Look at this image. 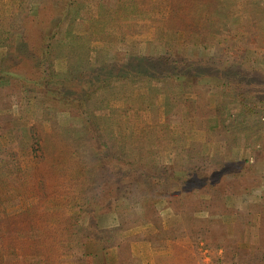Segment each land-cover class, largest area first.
Here are the masks:
<instances>
[{
    "label": "trees",
    "instance_id": "1",
    "mask_svg": "<svg viewBox=\"0 0 264 264\" xmlns=\"http://www.w3.org/2000/svg\"><path fill=\"white\" fill-rule=\"evenodd\" d=\"M115 1L118 0L99 2L101 18H91L87 34L82 35L73 33L71 28L63 37L58 35L66 19L70 18L74 22L78 16L83 17L82 0H18L14 12L9 15L0 14V47L6 48V60L0 62V109L11 104L7 88L12 86L20 85L23 91L32 95L37 91L43 94L49 90L58 95L46 96L51 102L49 106L40 105L39 101H36L35 115L40 109L44 119L50 118V131H43L39 126L41 123H33L26 128L31 137L29 143L17 133V137L31 149L34 165L28 170H23L20 166L13 165L15 157L7 156L5 160L0 158L3 163L0 170V264H55L60 254L71 252L68 249L76 244H83L86 237L101 239L105 247L116 246L118 264H126V260H129L130 264H138L131 256L128 239L123 230L141 222H154L159 226L161 218L155 205L158 197L166 195L174 211H182L189 217L197 218L196 212L203 202L201 194L207 191L202 188L198 191L191 190L193 185L190 182L197 181L196 175L191 173L187 177H176L168 172V166L155 164L157 156L152 154L155 150L152 148L157 141L164 143L165 139L159 133L153 136L152 132H143L140 128L142 126H128V123H135H132V118L127 112L133 108L131 106L127 105V110H116L114 115H110L111 117H107L102 123L98 116L89 110L92 103L96 105L108 101V95L99 98L96 91L99 86H111L116 79L125 80L127 83L145 82L148 77L151 78L159 72H165L172 78L174 70L183 69L180 65L181 56L173 55L175 47L169 41L164 43L167 51L161 57L164 62H171H166L162 69L167 70L162 71H156V66L149 63L152 60L159 62V59L153 58L152 55H138L123 60V57H116L117 53L115 57L108 55V52L114 49L110 42L108 50L106 47L99 48L100 50L92 47L93 39L106 34L100 29L105 27V30H110L111 26L107 23L119 19L116 12H120L114 5ZM167 1L171 5V19L181 22L183 26L194 23L195 12L200 6L199 0ZM204 2L205 5L200 6L201 9L213 4L215 0ZM219 2L220 0H216L218 5ZM33 3L39 4L36 14H33L30 8ZM240 4L248 15L246 18L249 31H252L253 27L254 33L260 35L264 32V3H260V0H241ZM143 8H139L134 17H147L148 9ZM125 12L128 15L130 9ZM104 17L106 23H102L101 19ZM260 37L264 40V36ZM18 43L28 44V48L20 49ZM64 50L66 51L63 52ZM92 51H102L104 54H101L102 57H93ZM60 55L68 57V68L64 73L57 71L54 66L55 59ZM203 62L207 61L204 59ZM171 65L175 67L169 68ZM184 72V75H189L188 71ZM231 81L241 85L245 94L243 102L252 97L245 92L246 86H242L241 77L234 76ZM262 83L264 84V81ZM2 85H7V88ZM19 92L20 89L17 96ZM259 97L255 95L253 98ZM259 99V104H244L239 111L229 110L221 105L217 106L216 112L207 111L209 113L204 120L208 121V125L205 123L206 126L203 127L207 130L209 139L219 138L223 149L227 151L236 145L237 140H241L240 143L255 141L256 139L250 137L251 133L255 134L259 129L264 130V121L259 117L258 111L261 105H264V97ZM59 100L67 103L83 101L89 105L86 108L88 121L82 128L90 131L92 142L83 146V137L76 132L81 128L63 126L56 120ZM169 108L175 111L177 107ZM190 112L197 113V108ZM123 113L126 114L125 118H122ZM4 117L11 118L10 115ZM254 119L257 121L256 130L255 127L250 128ZM136 132L140 133V140H137ZM146 138H149L148 145ZM143 139L144 142L141 141ZM142 144L150 147L143 151L147 154L140 153V150H143ZM4 151L8 152L6 149ZM10 153L16 155V152L9 151ZM204 158L210 159L208 156ZM212 171L208 179L197 181L198 186L206 184L208 191L216 193V197L209 201L212 205L206 211L209 214L230 211L226 198L234 195L236 191L231 187L222 188V177L217 179L216 169L213 168ZM158 177L162 182L156 180ZM93 178L97 185H94L92 190L86 189L84 179ZM110 185L123 190L125 195L115 198L111 195ZM186 185L188 187L184 188ZM5 194L13 200L9 202L14 204L18 202L19 195L32 197L38 194L43 202L31 204L24 210L10 214L5 211L3 205L6 201L3 198ZM75 196L82 199V202L75 203ZM112 200H122V204L114 209L120 212V225L107 232L96 224V214H93V211L98 205L99 209L104 210L108 207L107 201ZM71 204L80 205L83 211L92 210V218L86 227L79 223L77 214L68 211ZM239 212L241 215L245 214L243 211ZM235 227L237 232L242 233V224L238 222ZM158 228L166 235L165 245L172 248L170 264H201L202 248H207L208 253H213V256H216L214 250L217 251L214 246H222L225 252L228 250L224 240H213L211 243L208 241V229H201L202 233L197 236L191 235V239H194L190 243L188 238L180 242L175 239L172 231H167L162 226ZM21 231L28 234L21 233L25 236L19 238V234H15ZM238 253L237 260L234 259L235 264H264V245L243 250L239 255ZM216 260L213 257L215 264Z\"/></svg>",
    "mask_w": 264,
    "mask_h": 264
},
{
    "label": "rangeland",
    "instance_id": "2",
    "mask_svg": "<svg viewBox=\"0 0 264 264\" xmlns=\"http://www.w3.org/2000/svg\"><path fill=\"white\" fill-rule=\"evenodd\" d=\"M100 1L82 0L83 17L78 16L74 22L70 18L66 19L58 35L63 37L70 28L73 29V33L87 34L90 19L101 18ZM240 2L241 0H220L218 5L215 0L213 4L201 9L200 6L205 5V2L199 0L200 6L195 12L194 23L183 26L181 22L171 19V5L167 0L115 1L114 5L120 12H116L119 19L107 23L111 26L110 30H105V27L100 29L106 34L93 39L92 47L96 49L106 47L108 50L110 47L108 42H110L115 50L111 49L108 55L115 57L117 53L116 57H123V60L138 55H152L153 58H158L159 62L152 60L149 63L156 66L158 69L156 71H162L167 70L162 69L163 65L171 62V60L164 62L161 57L167 51L164 43L169 41L175 47L173 55L181 56L180 65L183 69L174 70L172 78H169L165 72H159L151 78L148 77L145 82L127 83L125 80L116 79L111 86L97 87L99 98L108 95V101L105 103L96 105L92 103L89 106L83 101L67 103L59 100L58 110H56L55 118L61 125L81 128L76 132L83 137L81 144L85 146L92 142L90 131L82 128L89 117L86 111L87 106L91 113L98 116L101 123L107 117L110 118V115H114L116 110L123 108L127 110L126 106H131L133 108L127 112L132 118V123H135L127 125L142 126L140 128L143 132H152L153 136L159 133L166 141L164 143L157 141L152 148L156 150V152L152 151V154L157 156L155 164L168 166V172L175 174L176 177H187L192 173L196 175L195 179L198 177L197 181L208 179L213 168L216 169L217 179L222 177L221 180L224 181L222 188L223 186L231 187L236 191L234 195L226 198L230 211L209 214L206 209L212 205L209 201L212 197H216V193L212 190L208 191L206 184L198 186L195 180L190 182L193 185L191 190L198 191L202 188L207 191L201 194L203 202L196 212L197 218L189 217L182 211H174L166 195L155 200L161 218L159 226L172 231L175 239L180 242L188 238L192 243L194 238L191 239V235L197 236L202 233L201 229H208L210 243L213 240L215 242L224 240L227 243L226 252L222 246H214L217 249V251L214 250L216 256H213V253L210 255L207 248H202L203 262L201 264H213V257L217 259L216 264H235L237 250L243 253V250L264 245V130L259 129L255 131V134L251 133L250 137L256 139L255 141L240 143L241 140H237L236 145L227 151L223 149L219 138L209 139V134L203 127L208 122L204 120L209 113L207 111H215L217 106L239 111L244 104L252 103V106H255L259 104V98L264 97L262 83L264 81V40L260 37L264 36V32L260 35L254 33L253 27L252 31H249L246 18L248 15L242 9ZM260 3L263 4L264 0H260ZM17 4L18 0H0V14H11L16 10ZM141 7L148 9V16L134 17L135 12ZM30 8L32 13L36 14L39 4L33 3ZM129 9L130 12L127 15L125 11ZM101 20L102 23L107 22L106 17ZM18 45L20 49L28 48V44L18 43ZM92 53L93 57H102L101 54H104L102 51L98 53L92 51ZM5 55L6 48L0 47V62L6 60ZM204 59L207 62H203ZM68 63V57L60 55L55 59L54 66L57 71L64 73L67 71ZM172 67L175 66H169V68ZM184 70L188 71L190 77L187 74V76L184 75ZM193 73L195 75H191ZM234 76L242 78V86L245 85L247 90L245 92L247 95H252L245 102H243L245 94L241 85L231 81ZM2 86L7 88V85ZM7 89L11 104L0 109V158L5 160L7 156L15 157L16 161L13 165L28 170L34 165L33 155L31 149L17 137V133L19 132L24 141L28 142L31 137L26 128L33 123L38 125L41 123L39 126L43 131H50L52 126L50 118L44 119L40 109L35 115L36 101H39L40 105L49 106L51 102L46 96L58 95L52 90L43 94L37 91L32 95L23 91L20 85ZM19 89V96H17ZM255 95L260 97L254 99ZM170 106L177 108L173 111L169 108ZM196 108L197 113L190 112ZM258 111L259 117L264 121V105H261ZM6 115H10L11 118L4 117ZM125 116L126 114L123 113L122 118ZM256 126L257 121L254 119V124L250 128L255 127L256 130ZM136 135L137 140H140V133L136 132ZM148 140L149 138H146L147 145ZM141 141L144 142V139ZM141 146L143 150H140V153L147 154L143 151L150 147L143 144ZM9 151L16 152V155L9 154ZM205 156L210 159L204 158ZM2 164L0 161V170L3 167ZM156 180L162 182L160 177ZM84 181L86 189L92 190L94 185H97L95 178L84 179ZM187 185L184 188H187ZM110 187L111 195L115 198L125 195V192L116 186L110 185ZM3 198L6 200L3 204L5 211L10 214L24 210L31 204L43 202L38 194L32 197L19 195L18 202L15 204L9 202L13 200L8 194L3 195ZM73 201L78 203L82 202V199L75 196ZM121 202L122 200L107 201L108 207L104 210L99 209L100 205L94 208L95 221L100 228H105L108 232L109 229L120 225V212L114 209L117 205H121ZM68 208L70 213L78 215L80 224L85 227L89 224L92 210L83 211L81 206L76 204H71ZM239 211L245 214L241 215ZM238 222L244 227L242 233L237 232L235 227ZM159 226L154 222H141L123 230V234L128 239L131 256L138 264H170L173 251L169 245H165L166 235L161 232ZM21 233L28 234L21 231L15 235L19 234V238L25 236ZM68 250L71 252L60 254L55 264L119 263L117 247H105L101 239L96 237H86L83 244H76ZM18 257L23 258L22 255ZM126 264H130L129 260H126Z\"/></svg>",
    "mask_w": 264,
    "mask_h": 264
}]
</instances>
